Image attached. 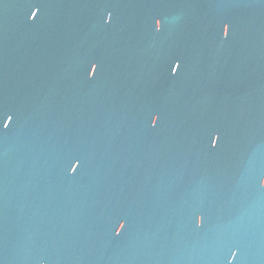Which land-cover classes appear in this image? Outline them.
Instances as JSON below:
<instances>
[{"label":"water","instance_id":"95a60500","mask_svg":"<svg viewBox=\"0 0 264 264\" xmlns=\"http://www.w3.org/2000/svg\"><path fill=\"white\" fill-rule=\"evenodd\" d=\"M0 264H264V0H0Z\"/></svg>","mask_w":264,"mask_h":264}]
</instances>
